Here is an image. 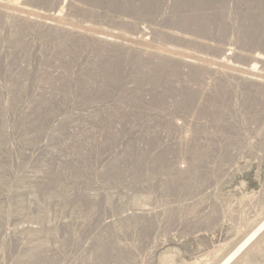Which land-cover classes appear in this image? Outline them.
I'll use <instances>...</instances> for the list:
<instances>
[{"label":"rangeland","instance_id":"1","mask_svg":"<svg viewBox=\"0 0 264 264\" xmlns=\"http://www.w3.org/2000/svg\"><path fill=\"white\" fill-rule=\"evenodd\" d=\"M181 1L183 2V0ZM158 2H160L158 8H163V16L168 18L166 20L163 19L165 21H160L159 18L156 17L159 15V12L162 11L160 9H157L156 16H150V14L147 16L136 14V12L132 10V7L128 5L130 0H23L22 2H18V4L19 6H26L27 9L34 10L41 15L48 16V18H50V15L52 16L53 13L58 12L62 21L66 22L65 26H68V28L73 25H77V27H91L94 30L98 28L99 31L98 29L95 31H98V33L101 32L100 34L102 35H111L112 33L117 35L119 33L118 35H126L125 38L132 39H139L142 35V37H147L149 43L146 45L148 46L146 48L149 51L153 48L152 46L155 47V45L159 48L161 47V49L165 47H174L178 50H186L185 52L191 55H199L209 60H217L220 55L218 52L220 47L230 48L228 58H230L233 64L236 63V65L245 67V64L247 65L245 60L253 56L259 59L257 62L260 69L264 65V33L258 29V25L260 26L264 23V13H255L252 8L245 7L244 0H186L185 34L182 24L183 3L180 2L173 8L172 0H158ZM176 6H178V8ZM171 8L176 10L174 11ZM152 16L157 18L159 23ZM70 23L73 25L71 26ZM152 28L157 29L154 35L151 33ZM149 29L151 32L147 33V31H150ZM1 32H3V30ZM6 35L7 33L4 31L2 36L6 37ZM20 35L21 37L16 55L12 58H3L0 56V119H2L0 149L3 147L7 149V152L0 151V171L6 168L10 171V176L8 175L9 181L0 193V210L6 215L5 223L9 228V232L10 229H13L10 233L13 234L15 232L17 236L23 234H25L23 236H27L28 234V240L24 241L27 246L33 243H41L53 244L55 247H60L62 242L59 241L66 239V236L67 238L70 237L73 230L76 235L73 233L72 236L75 237L76 241L84 238L85 240L77 241V243H69L72 246L69 244L64 246L66 249V254H64L66 258L64 259H62L59 253L60 249H58L54 255L57 254L60 256V264H78L82 262L87 255L89 256L87 257L88 259L91 258L92 246L90 245H93L92 243L97 237L106 233L109 234L106 223L109 224L112 222V225H109L115 228V234L118 233L117 235H112L113 242H118L116 244H121L123 247H125L124 245H128V249L130 247V250L133 249V257H131L132 259L130 258L131 261H129L128 264H161V262L167 260V258L172 259L171 261L173 264H202L204 262L203 257L205 258L206 254L213 251L209 257V262L211 263L214 262L219 255L216 245L227 243V238L229 240V237H234V239L242 238L250 229L251 225L256 222L258 218L264 216V108L262 107L263 110H261L260 107V109L256 107L257 109L252 108L243 110L244 108L241 107V100L243 98V95H241L243 91H241L242 84L234 72H230L227 79L229 81L228 86L232 90H229V93L233 96V99H230H232L234 103L233 104L231 101L230 104L234 105V109L236 107L237 109H235L236 111L233 109V111H230L228 106L226 107L229 109L221 105V101L218 100L221 94L218 92V89H215L217 86L219 87L220 84L215 79L216 75L211 73L212 69H206L201 74H197L185 65L171 68L166 65V63L161 65V60L156 59L157 64L153 62V60L156 61L153 57H151L150 62H146L150 53L149 55L148 53L142 55V59L136 56H130L129 54L125 56V53L120 54L119 51V54L113 50L111 52L109 48L97 42L93 43L89 41L86 43L83 39H75L76 42L75 40L67 41L63 37L53 39L50 37L47 38L49 41L45 42L46 37L42 34H35L33 36L29 34V36L28 34L24 35L21 33ZM174 35H181V37L186 36V42L173 39ZM43 43H46L48 47H45ZM149 45L152 47H150L151 49ZM3 48L5 47L1 44L0 50ZM155 48L152 50H155ZM103 53L105 55H103ZM143 56L147 57L145 58ZM144 58L147 60H144ZM212 78L214 79L213 81ZM190 79L193 80V83ZM189 81L191 83H189ZM200 87L203 89L202 91L205 90L209 92H206L207 94L201 92ZM197 90H200L201 93L199 94ZM213 90L215 94L214 92L210 93ZM189 95H195V104H193L192 99L191 101L188 98ZM197 96L198 99L196 98ZM203 96L205 98L214 97V99L211 98L213 100H210L207 98L204 100L205 98ZM221 97L219 99H221ZM188 100L191 101L193 105L190 104L189 106ZM207 100H210L211 103L213 102L210 104L212 105L211 107L205 104V102L208 104L210 103ZM199 102L202 105L205 104V106H201ZM218 102H220V104ZM220 106L226 109L223 108V111ZM203 107L207 108V110L210 109L213 114L211 112L208 113ZM213 107H217L215 108L216 110L213 109ZM191 108L193 109L190 112ZM225 110H228L229 114L227 111L225 112ZM251 110L252 113L250 112ZM254 111L257 114H253L255 113ZM230 112H235V114L233 113L235 116L230 114ZM247 113L252 115L248 114V117ZM60 114H62V116H60ZM226 114H228L227 117L225 116ZM212 115L214 116L212 117ZM222 116L228 121L227 123H225V119ZM217 117L220 118L216 119ZM188 121L190 124L193 121L194 123L192 122V124H195L193 125L195 127H192L190 124L188 125V123H186ZM221 121H223V125ZM232 122H234V124H232L233 126L231 125ZM219 123L223 128L219 126ZM228 123L229 125H227ZM153 125L157 126V128ZM218 126L224 134H222V132H217L218 128L216 129V127ZM225 126H228V128H224ZM233 129H235L238 134L240 133L237 137H239L238 139L241 143H229L231 145V147L230 145H228L229 147L227 146V153L229 155H222V142L225 138L228 140L229 136V139H231V136L234 135ZM195 130L198 131L197 133L202 134V136L194 132ZM215 131L221 134L218 135ZM227 133L229 134L228 137L226 136L228 135ZM241 134L244 135L242 136ZM240 136H242L241 138L244 139L245 142L240 139ZM191 137H196V140ZM221 138H223V140ZM215 140H220L218 142V145L220 144V149L218 145L215 146L217 144ZM242 141L245 145H243ZM190 146H192V148H190ZM180 147L182 148L180 149ZM212 151L213 153H211ZM209 153H211L212 157L209 155L211 158L208 156ZM191 154H196V157ZM214 154L215 156H213ZM169 156L171 158H169ZM203 156H205V158ZM189 157H192V159ZM196 158L197 161H201L194 162ZM212 158L214 159L213 161H211ZM205 159L208 160L207 163ZM164 162L168 164L171 163V165L181 167L182 169L189 164H198L199 167L197 169L199 171L197 170V174L193 177L195 181H192L195 183L197 182L196 184L201 186H198L199 188L195 186L194 188L184 189L186 190L185 193L183 189L179 192H174L178 196L172 192H168L164 186H161L162 184L153 183V186L151 183L155 175V173H153V168L158 166V164H164ZM203 167L205 169H203ZM209 167L212 169H209ZM213 168L219 169L218 171L220 172L218 173L216 170V173ZM106 171L110 172V178V175L119 176V179L122 181L121 184L116 187L102 188L101 183L103 182V176L105 178ZM141 171L144 173V176L139 184L142 185H129L130 175ZM206 171L207 173L211 171V174H208L211 175V177L206 174ZM38 173L45 174L44 182H46L45 184L47 187H51L53 181L57 178L64 181H72L74 179L76 182L78 181V184H81L91 177V180L94 179L92 181V185L94 184L95 186L93 187L94 191L97 189V192H95L98 194L105 191L106 205L103 203L102 206L94 208L93 214L90 217H84L83 212L79 210L70 212L62 210L63 213H61V211L59 215L52 214V216L49 215L50 218L48 216L43 217L42 212H35L34 205L28 209L27 214L22 213L17 207L18 203L15 196L25 192L29 185L32 184L31 181H35L34 175ZM100 173L102 176L98 175ZM196 175L197 177L199 175L202 180L199 181V177L196 179ZM96 176L99 179H97ZM107 182L109 183L110 180ZM200 182L203 183L201 184ZM95 183H99V187H97ZM189 189H191L190 192ZM170 193H172V195ZM207 197H209V200ZM183 199H185V202ZM203 199H206V201ZM213 200H217L218 203L215 202L217 203L216 205H218L217 211L219 212L215 214V216L217 215L216 219L214 216L211 221L205 219L204 222L200 217L203 213L205 214V212L208 213V211H210L209 209L212 206H210V202ZM201 201L203 204L205 202L203 205L206 207L205 210L207 207H210L207 211L203 209L205 211L202 210L203 213L199 212L197 208L200 207L199 205H202V203H200ZM193 203L194 205H192ZM181 205L183 206L181 207L182 209L179 207ZM104 206L108 211L105 210V208L104 211L101 209ZM158 206L160 209H157ZM203 206L200 207V210L204 208ZM137 207H140V209ZM151 207H154V210H151ZM170 207H172L171 211L174 210V212L171 214V218L166 221L165 216L169 214L167 210H169ZM173 207H175V209ZM141 208H143V210ZM145 208L149 210V212L150 210L152 211V214L150 213V216L152 215L153 217L152 220H154L155 217L158 219H155L156 222L158 221V224L151 220V228L145 225L146 221L140 220L141 223H135L132 222V219L129 220L137 211V214L140 211L141 213L144 212V210H146ZM164 208L165 210H163ZM98 209H100L99 211L101 213L106 212L103 213L104 215L102 214L103 217H113L112 221L107 222L109 219H103L99 211L97 215L96 213L98 212L96 210ZM161 209L165 211V213H163ZM196 209H198L197 212L200 214H197L199 215L198 218L195 214ZM175 210L178 211V213ZM192 211H194V213ZM186 212L188 213L186 214ZM25 215L28 218H25ZM189 215L195 216H191V219ZM92 216L94 218H92ZM161 216L163 218L159 219ZM181 217L182 219L195 220L193 223L195 222L194 224L196 225L190 222V220L183 219L182 221ZM195 217L198 221L201 219L202 222L200 221L198 223ZM23 218H25L26 221L23 220ZM42 218H45L44 221L47 225V222H49V225L55 227L61 221L68 225L70 224L74 229L69 226L68 229L71 230L72 233L56 232L53 230L51 234H46L45 228H47V226H43L45 223L42 222ZM98 218L100 219L98 220ZM117 218L120 219L117 220ZM176 218L179 220L177 221ZM47 219L48 221H46ZM101 219H103V221L107 220L104 221L106 223L102 222ZM174 219L175 222L173 221ZM96 221L97 223H95ZM98 221L103 223V225L99 224ZM122 221H125L126 224L130 222L129 226H124L123 224L125 222ZM168 221L171 223L165 226ZM89 222H91V224ZM87 223L89 226L93 224L94 226L96 224V226H93L94 228L92 226L89 227L90 230L88 231ZM132 223H135V226H137L133 227L134 224ZM105 224L106 226H104ZM82 225L84 227H81ZM181 225H185L184 227L187 226L186 229ZM85 227L86 229L84 231ZM99 228L100 230L98 231ZM140 228L143 230L146 229L147 232H145V230L142 231V229L140 230ZM14 229L23 231V233L14 231ZM121 229V232L127 237L120 232ZM93 230H95V232ZM260 231L257 234H259ZM18 233H20V235ZM55 233H57L56 236ZM86 233L89 235H86L89 239L85 237ZM78 234L79 236L82 235L83 238L79 237ZM95 235L97 237H95ZM91 237L93 238L92 240H90ZM116 238H118V240H116ZM48 239L51 241L49 242ZM122 241L125 242L123 243ZM258 243L259 246L255 250V240L253 241L250 239L240 252L250 244L245 253L251 257H249L248 261L245 263L237 262L236 264H264V236ZM79 244L80 247L78 246ZM88 247L89 249H87ZM20 249L22 248H19V250ZM84 252H88L89 254H85ZM67 253L69 255H67ZM81 253L82 255H79ZM73 255L76 256V258ZM20 256H22V254ZM15 259L16 258H14V260ZM241 259L243 260V258ZM241 259L240 261H242Z\"/></svg>","mask_w":264,"mask_h":264},{"label":"bare ground","instance_id":"2","mask_svg":"<svg viewBox=\"0 0 264 264\" xmlns=\"http://www.w3.org/2000/svg\"><path fill=\"white\" fill-rule=\"evenodd\" d=\"M23 0H7V1H4V0H0V45L1 44H3L4 45V47L5 48H3L2 50H0V56L1 57H3V58H12L13 56H15L16 55V52H17V49H18V45H19V40H20V37H21V33H23L24 35L26 34H30L31 36H33V35H35V34H37V35H39V34H42L44 37H46V39H45V42H47V41H49V39H47V38H50V37H52V39L53 38H61V37H63V38H65L67 41H69V40H75V39H77V40H79V39H83L84 41H86V43L87 42H97V43H99V44H101L102 46H104V47H107V48H109L110 50H111V52H112V50L113 51H115L117 54H121V53H125V56L126 55H130V56H136V57H139V58H142L141 56L142 55H144L145 53H148V55H149V53H150V58H149V56L147 57L148 58V60L147 59H145L146 57L145 56H143V57H145L144 58V60H147L146 62H150L151 60V57H153V58H155V60L157 59V60H161L160 62H162L161 63V65L164 63H166V65H168V66H170L171 68H175V67H177V66H180V65H185V66H187V67H189L190 68V70L191 71H193L194 73H197V74H201L202 72H204L206 69H212V72L211 73H213V75H216V80H217V82H219V87L217 86L216 87V89L215 90H217L218 89V92H220V94H221V96H219V95H214V96H219L218 97V100H220L221 101V105H224L225 107L226 106H228L229 108H230V111H233V110H235V109H237V107L234 109V105H232V104H230L231 103V101H232V95H230V91L229 90H231L230 89V87L228 86L229 84H228V76L230 75V72H234L235 74H236V77H238L239 78V80H240V82H241V87H242V89H241V91H242V93H241V95H243V98H242V100H241V107L242 108H244L243 110H249V109H252V108H258V109H260L261 108V110H263L262 109V107L264 108V68H263V66H262V68L260 69L259 67H258V62L257 61H259V59L258 58H256V57H249V58H247L246 60H245V62L247 63V65L245 64V67L244 66H239V65H236V63L235 64H233L232 62H231V60H230V58H228V54H229V49L230 48H221L220 47V49H219V58L217 59V60H209V59H207V58H203L202 56H199V55H191V54H189V53H186L185 51H182V50H178V49H176V48H169V47H165V48H162L161 49V47L159 48V47H157L155 44V47L156 48H158V49H156L154 46H150L149 45V48L151 47L152 49H154L155 48V50H152L151 48V50L149 51L146 47H148V46H146V45H148V40H147V37H142V35H141V37L139 38V39H132V38H125V36H121V35H115V34H111V35H109V34H107V35H105V34H100L101 32H99L98 33V31H99V29H98V31H95V30H97V29H92L91 27H86V26H82V27H77V25L75 26V25H73V24H71L70 23V25L72 26V27H70V28H68V26H65V23L66 22H64V21H62V19H61V17H60V14L58 13V12H56V13H53L52 14V16L50 15V18H48V16H44V15H41L40 13H38V12H36V11H34V10H31V9H27V7L25 6H19V4H18V2H22ZM183 3V8H182V11H183V14H182V21H183V26H184V34L186 33V0H183V2L181 1V0H172V7L174 8L175 7V5H177L178 3ZM244 5H245V7H249V8H252V10L256 13H264L263 11H264V0H244ZM128 5H130L131 7H132V10L134 11V12H136V14L138 13V14H141V15H145V16H147V15H149L150 14V16L151 15H154V16H156V14H157V9H160V8H158L159 6H160V2H158V0H137V1H133V0H130V3L128 4ZM182 6V5H181ZM177 8H178V6H176ZM173 8H171L172 10H174ZM184 9V10H183ZM160 10H162V11H160L159 12V15L158 16H156L157 18H159V20L160 21H165L166 19H168V18H166V16L164 17L163 16V13H164V10H163V8H161ZM176 10V9H175ZM174 10V11H175ZM42 13V12H41ZM176 13V12H175ZM45 14V13H44ZM109 14V13H108ZM178 14V13H177ZM174 15V14H173ZM153 17V16H152ZM149 18H151V17H149ZM153 18H155V17H153ZM157 18H155L156 20H157ZM152 19V18H151ZM163 19H165V20H163ZM159 20H157V22L159 21ZM155 21V20H154ZM230 21V20H229ZM152 23V22H151ZM159 23V22H158ZM227 24H229V23H227ZM163 26V25H162ZM68 29H70V30H68ZM154 28H152V32H151V30L150 31H147V33L148 32H151V33H153V35L156 33V31H157V29L155 28L154 30H153ZM258 29L259 30H261V32L262 33H264V23H262V25H258ZM3 30V32H1ZM7 30V31H6ZM4 31L7 33V35H6V37H4V36H2L3 34H4ZM142 33V32H141ZM145 33V32H144ZM230 34V33H229ZM24 35H22V36H24ZM29 35V36H30ZM149 35V34H148ZM151 35V34H150ZM183 35V34H182ZM48 36V37H47ZM147 36V35H146ZM173 39H176V40H182V41H185L186 42V36H182L181 37V35L180 36H178V35H174L173 36ZM127 40H128V42H127ZM76 41V40H75ZM227 41V40H226ZM77 42V41H76ZM69 43V42H68ZM181 43V42H180ZM44 44V43H43ZM46 44V43H45ZM44 44V46L45 47H48L47 46V44L45 45ZM150 44H152V43H150ZM231 45V44H230ZM103 48V47H102ZM69 50V49H68ZM100 50V49H99ZM103 51V50H102ZM118 51H119V53H118ZM123 51V52H122ZM107 53V52H106ZM101 55H102V53H101ZM103 55H105L104 53H103ZM123 55V54H122ZM133 58H135V57H133ZM153 58H152V60H153ZM143 59V58H142ZM157 60L156 61H154L153 60V62H156L157 63ZM158 64V63H157ZM161 65H159V66H161ZM154 67H155V65H154ZM213 67V68H212ZM261 67V66H260ZM157 68H159V67H157ZM167 68V67H166ZM178 69V68H177ZM179 71V70H178ZM209 71V70H208ZM182 72V71H181ZM189 73V72H188ZM208 73V72H207ZM186 75V74H185ZM197 77V76H196ZM190 80H192V79H190ZM214 79L212 78V81H213ZM188 81V80H187ZM206 81V80H205ZM189 83H191L190 81H189ZM192 83H193V80H192ZM197 83H199V82H197ZM186 84V83H185ZM194 84H195V82H194ZM201 84H203V83H201ZM214 84V83H213ZM197 85V84H196ZM200 85V84H199ZM204 85V84H203ZM208 85V84H207ZM192 86H193V84H192ZM186 87V86H185ZM202 87V86H201ZM201 87H200V90H201V92H205V94H207L206 92H209V91H202L203 89H201ZM213 87V86H212ZM187 88V87H186ZM193 88V87H192ZM197 88V87H196ZM207 88V87H206ZM233 88V87H232ZM190 89H191V87H190ZM212 89V88H211ZM235 89H237V88H235ZM200 90H197V91H199V94L201 93L200 92ZM209 90V89H208ZM238 90V89H237ZM186 91V90H185ZM194 91V90H193ZM232 91V90H231ZM214 92V90L212 91V92H210V93H213ZM217 92V93H218ZM184 93V92H183ZM183 93H182V95H183ZM195 93H198V92H195ZM234 93V92H233ZM187 94H189V93H187ZM205 94H204V96H205ZM214 94H215V92H214ZM202 95H203V93H202ZM234 95V94H233ZM186 96V95H185ZM203 96V97H204ZM208 96V95H207ZM206 96V97H207ZM212 96H213V94H212ZM240 96V95H239ZM177 97V96H176ZM210 97V96H209ZM221 97V99H219ZM237 97V96H236ZM188 98L191 100H193V104H195L194 103V98H195V95L194 96H188ZM187 98V99H188ZM197 99H198V96L196 97ZM205 98V97H204ZM208 98V97H207ZM207 98H205L204 100H206ZM211 98H213L214 99V97H211ZM211 98H208V99H210V100H213V99H211ZM230 98H232V99H230ZM196 99V100H197ZM216 99V98H215ZM239 99V98H238ZM181 100V99H180ZM191 100V101H192ZM208 101V102H210L209 104L208 103H206L205 102V104L206 105H208V106H212V105H210V104H212L211 103V101ZM189 101V100H188ZM191 101H189V102H191ZM199 101H200V99H199ZM202 101H203V98H202ZM202 101H200L201 103H202ZM179 102V101H178ZM188 102V104H189V106H190V104H192V102L191 103H189ZM199 102V104H201ZM214 102H216V101H214ZM167 103V102H166ZM174 103V102H173ZM198 103V102H197ZM219 104H220V102H218ZM232 103H233V101H232ZM156 104V103H155ZM192 104V105H193ZM205 104H203L204 106H205ZM219 104H218V106H219ZM234 104V103H233ZM178 105V104H177ZM183 105V104H182ZM185 105V104H184ZM202 104H201V106H203ZM214 105V104H213ZM257 105V106H256ZM259 105V106H258ZM188 106V105H187ZM186 106V107H187ZM201 106H200V108H201ZM255 106V107H254ZM168 107V106H167ZM185 107V106H184ZM197 107H198V104H197ZM225 107H222L221 108V106H220V108L223 110V108H225ZM228 107H226L227 109H229ZM260 107V108H259ZM194 108V107H193ZM193 108H191V110H190V112L192 111V109ZM203 108H205V107H203ZM215 108H217V107H213V109H215ZM219 108V109H220ZM225 108V109H226ZM240 108V107H239ZM256 108V109H257ZM212 109V108H211ZM218 109V110H219ZM233 109V110H232ZM194 110H196V109H194ZM193 110V111H194ZM205 110H207V108H205ZM210 110V109H209ZM209 110H207V112L208 113H210L211 112V110L209 111ZM216 110V109H215ZM215 110H212V111H215ZM242 110V111H243ZM255 110V109H254ZM189 111V110H188ZM224 111V110H223ZM227 111V113L229 114V111L228 110H225V112ZM236 111V110H235ZM241 111V112H242ZM256 111V110H255ZM254 111V112H255ZM264 111V110H263ZM198 112V111H197ZM216 112H219V111H216ZM248 112V111H247ZM251 113H252V110L250 111ZM262 112V111H261ZM164 113H166V112H164ZM187 113V112H186ZM204 113H205V111H204ZM203 113V114H204ZM212 114H213V112H211ZM223 113V112H222ZM234 114H235V112H233ZM232 112H230V114H233ZM260 113V112H259ZM168 114V113H167ZM194 114V113H193ZM193 114H191V115H193ZM196 114V113H195ZM207 114V113H206ZM206 114H205V116H206ZM218 114H220V113H218ZM225 114V113H224ZM223 114V115H224ZM228 114H226L225 116L227 117V115ZM233 114V115H234ZM241 114V113H240ZM248 114H250V113H247V116H248ZM253 114H257L256 112L255 113H253ZM165 115V114H164ZM187 115V114H186ZM208 115V114H207ZM209 115H211V114H209ZM222 115V114H221ZM250 115H252V114H250ZM60 116H62V114H60ZM162 116V115H161ZM167 116V115H166ZM189 116V115H188ZM194 116V115H193ZM214 115H212V117H213ZM220 116V115H219ZM235 116V115H234ZM234 116H233V118H234ZM243 116V115H242ZM260 116V115H259ZM258 116V117H259ZM261 116H262V114H261ZM186 117V116H185ZM195 117V116H194ZM193 117V118H194ZM216 117V116H215ZM223 117V116H222ZM221 117V118H222ZM238 117H239V115H238ZM249 117V116H248ZM197 118V117H196ZM199 118H200V116H199ZM218 118H220V117H217L216 119H218ZM224 118V117H223ZM241 118V117H240ZM250 118H252V117H250ZM165 119V118H164ZM188 119V118H187ZM203 119V118H202ZM215 119V118H214ZM215 119V120H216ZM225 119V118H224ZM232 119V118H231ZM236 119V118H235ZM238 119V118H237ZM190 120V119H189ZM197 120V119H196ZM200 120V119H199ZM209 120H210V118H209ZM213 120V119H212ZM221 120V119H220ZM223 120V119H222ZM230 120V119H229ZM214 121V120H213ZM225 121V123H227L228 121L225 119L224 120ZM232 121V120H231ZM231 121H229V122H231ZM240 121V120H239ZM250 121V120H249ZM263 121V120H262ZM167 122V121H166ZM193 122V121H192ZM192 122H191V124H190V122L188 121V122H186V123H188V125L190 124V125H192V127H195V126H193V125H195V124H192ZM208 122V121H207ZM217 122V121H216ZM222 122L223 121H221V124H222ZM235 122V121H234ZM234 122H232L231 123V125L232 124H234ZM256 122V121H255ZM184 123V122H183ZM194 123V122H193ZM218 123V122H217ZM225 123H224V125H225ZM251 123V122H250ZM254 123V122H253ZM181 124V123H180ZM185 124V123H184ZM199 124V123H198ZM247 124V123H246ZM263 124V123H262ZM204 125V124H203ZM213 125V124H212ZM214 125H215V123H214ZM218 125V124H217ZM223 125V124H222ZM227 125H229V123L227 124ZM236 125H237V123H236ZM239 125V124H238ZM1 126H2V119H0V130H1ZM154 126V125H153ZM184 126V125H183ZM199 126V125H198ZM219 126H221L220 125V123H219ZM219 126L218 127H216V129L218 128L219 129ZM233 126V125H232ZM248 126V125H247ZM154 127H156L157 128V126H154ZM207 127V126H206ZM222 128H223V126H221ZM228 128V126H225L224 128ZM230 127V126H229ZM244 127V126H243ZM255 127V126H254ZM253 127V128H254ZM259 127H260V125H259ZM262 127V126H261ZM180 128V127H179ZM189 128V127H188ZM200 128H202V127H200ZM203 128H204V126H203ZM209 128H211V127H209ZM234 128V127H233ZM250 128V127H249ZM263 128V127H262ZM185 129V128H184ZM193 129V128H192ZM192 129H191V131H192ZM197 129V128H196ZM215 129V130H216ZM217 129V132H222L220 129V131ZM181 130V129H180ZM189 130H190V128H189ZM201 130V129H200ZM204 130V129H203ZM212 130V129H211ZM229 130H232V129H229ZM256 130V129H255ZM186 131H188V130H186ZM190 131V132H191ZM210 131V130H209ZM241 131V130H240ZM261 131V130H260ZM259 131V132H260ZM159 132V131H158ZM194 132H198V131H194ZM200 132V131H199ZM228 132V131H227ZM230 132H232V131H230ZM239 132V131H238ZM256 132V131H255ZM203 133V132H202ZM207 133V132H206ZM215 133H216V131H215ZM214 133V134H215ZM226 133V132H225ZM229 133V132H228ZM227 133V134H228ZM233 133H234V135L233 136H231V139H229V134L228 135H226L227 137H228V140L225 138V140H223V138H221L222 140H223V152L221 153L222 155H225V156H228L229 154L227 153L228 151V149H227V146L228 145H230L229 143H231V142H233L234 144L236 143V142H239V137H237V135H240V133L238 134L237 133V131L235 130V129H233ZM250 133V132H249ZM257 133V132H256ZM155 134V133H154ZM159 134V133H158ZM197 134H199V133H197ZM208 134V133H207ZM211 134V133H210ZM216 134H218V133H216ZM221 133H219L218 135H220ZM222 134H224L223 132H222ZM231 134V133H230ZM148 135V134H147ZM155 135H157V134H155ZM178 135H180V134H178ZM196 135V134H195ZM206 135V134H205ZM209 135V134H208ZM207 135V136H208ZM242 135V134H241ZM244 135V134H243ZM242 135V136H243ZM248 135V134H247ZM150 136V135H149ZM183 136V135H182ZM197 136V135H196ZM199 136H202V134H199ZM215 136V135H214ZM213 136V137H214ZM242 136H240V139H242L241 137ZM250 136V135H249ZM169 137V136H168ZM172 137V136H171ZM176 137H177V135H176ZM181 137V136H180ZM184 137V136H183ZM182 137V138H183ZM209 137V136H208ZM212 137V136H211ZM221 137V136H220ZM224 137V136H223ZM247 137V136H246ZM260 137V136H259ZM166 138V137H165ZM185 138V137H184ZM192 139H194V140H196L195 138H193V137H191ZM200 138H202V137H200ZM199 138V139H200ZM204 138V137H203ZM250 138V137H249ZM248 138V139H249ZM150 139V138H149ZM158 139V138H157ZM187 139V138H186ZM191 139V140H192ZM199 139H197V140H199ZM263 139V138H262ZM155 140V139H154ZM180 140V139H179ZM193 140V141H194ZM201 140V139H200ZM244 142H245V140L244 139H242ZM264 140V139H263ZM153 141V140H152ZM162 141V140H161ZM186 141H188V140H186ZM185 141V142H186ZM202 141V140H201ZM216 141V140H215ZM220 140H217L216 142H217V144H216V142H215V146H217L218 145V142H219ZM242 141V142H243ZM191 142V141H190ZM190 142H189V144H190ZM204 142V141H203ZM227 142H228V144H227ZM244 142H243V145H245L244 144ZM253 142V141H252ZM264 142V141H263ZM201 143V142H200ZM205 143V142H204ZM221 143V144H222ZM239 143H241V142H239ZM238 143V144H239ZM195 144V143H194ZM194 144H191V145H194ZM247 144V143H246ZM182 145V144H181ZM187 145V144H186ZM185 145V146H186ZM200 145V144H199ZM220 145V144H219ZM219 145H218V148L220 149V147H219ZM233 145V144H232ZM243 145H241V146H243ZM249 145H250V143H249ZM183 146V145H182ZM184 146V147H185ZM188 146V145H187ZM201 146V145H200ZM199 146V147H200ZM222 146V145H221ZM239 146H240V144H239ZM258 146V145H257ZM198 147V148H199ZM229 147V146H228ZM230 147H231V145H230ZM244 147V146H243ZM246 147V146H245ZM182 147H180V149H181ZM190 148H192V146H190ZM197 148V147H196ZM217 148V147H216ZM235 148H236V146H235ZM234 148V149H235ZM2 149V150H1ZM0 149V151H5V152H7L6 150L7 149H5L4 147L3 148H1ZM201 149V148H200ZM237 149V148H236ZM244 149V148H243ZM242 149V150H243ZM246 149H248V148H246ZM229 150H230V148H229ZM194 151H195V149H194ZM198 151V150H197ZM202 151V150H201ZM208 151V150H207ZM257 151V150H256ZM203 152V151H202ZM205 152V151H204ZM208 152H210V151H208ZM219 152V151H218ZM217 152V153H218ZM232 152V151H231ZM242 152V151H241ZM187 153V152H186ZM211 153H213V151L211 152ZM211 153H209L208 154V156L210 155L211 156ZM216 153V154H217ZM198 154H199V152H198ZM218 154H220V153H218ZM240 154V153H239ZM252 154V153H251ZM192 155V154H191ZM194 155V154H193ZM192 155V156H193ZM204 155V154H203ZM205 155H206V153H205ZM174 156V155H173ZM179 156H180V154H179ZM195 157H196V154L194 155ZM209 156V157H210ZM213 156H215V154L213 155ZM217 156V155H216ZM219 156H221V155H219ZM218 156V157H219ZM236 156V155H235ZM256 156V155H255ZM262 156V155H261ZM176 157V156H175ZM204 158H205V156H203ZM212 157V156H211ZM210 157V158H211ZM232 157V156H231ZM169 158H171L170 156H169ZM168 158V159H169ZM183 158V157H182ZM190 158V157H189ZM200 158V157H199ZM213 158H215V157H213ZM212 158V160L211 161H213L214 159ZM220 158V157H219ZM222 158H223V156H222ZM221 158V159H222ZM226 158V157H225ZM236 158V157H235ZM106 159V158H105ZM190 159H192V157L190 158ZM194 159V158H193ZM201 159V158H200ZM170 160V159H169ZM202 160V159H201ZM201 160H198L199 162L201 161ZM204 160V159H203ZM206 160V159H205ZM162 161V160H161ZM164 161V160H163ZM177 161V160H176ZM197 161V158H196V160L194 161V162H196ZM197 161V162H198ZM207 161L208 160H206V163H207ZM210 161V162H211ZM216 161H217V157H216ZM220 161V160H219ZM104 162V161H103ZM158 162H159V160H158ZM168 162H170V161H168ZM179 162V161H178ZM205 162V161H204ZM162 163V162H161ZM179 163H181V162H179ZM202 163V162H201ZM205 163V164H206ZM209 163V162H208ZM220 163V162H219ZM226 163V162H225ZM225 163H224V165H225ZM205 164H204V166H205ZM210 164V163H209ZM209 164H207V165H209ZM226 164H228V163H226ZM155 165H157V164H155ZM200 165V164H199ZM212 165V164H211ZM210 165V166H211ZM215 165V164H214ZM220 165V164H219ZM153 166V165H152ZM199 166H198V164L197 165H192V164H189L188 166H186L185 168H181V167H175V166H173V165H171V163L170 164H168V163H165L164 162V164H158V166H156V167H154L153 168V173H155V175L153 176V181L151 180V183H152V185H153V183H159V184H162L161 186H164L165 187V189L168 191V192H172L173 194H175L176 195V193H174V192H179V191H181L182 189L184 190V189H188V188H191V187H195V186H199V185H197L195 182H193V181H195V180H193V177L195 176V174H197V168H198ZM207 167V166H206ZM212 167H213V165H212ZM216 167H217V165H216ZM211 167H209V169H210ZM235 168V167H234ZM102 169V168H101ZM104 169V168H103ZM203 169H205L204 167H203ZM212 169V168H211ZM214 169V168H213ZM228 169V168H227ZM226 169V170H227ZM202 170V169H201ZM215 171L217 170H219V169H214ZM264 170V169H263ZM199 171V170H198ZM203 171H205V170H203ZM209 171V170H208ZM212 171V170H211ZM211 171H210V173L208 172L207 173V171H206V174L208 175V174H211ZM214 171V172H215ZM217 171H216V173H217ZM221 171H223V170H221ZM152 172V171H151ZM220 171H218V173H219ZM231 172V171H230ZM102 173V172H101ZM101 173L100 174H98V175H100V176H102L101 175ZM109 171H106L105 172V178H104V176H103V179L100 177V176H98V177H100L102 180H103V182L101 183L102 185V188L104 187H116V186H119L120 184H121V180L119 179L120 177L119 176H117V175H110L111 176V178L109 177ZM214 174V175H217V174ZM10 174V171H9V169L8 168H6V169H3L2 171H0V193H1V190L3 189V187L7 184V182L9 181V175ZM97 174V173H96ZM103 174V173H102ZM205 174V175H206ZM212 174V175H213ZM9 175V176H8ZM104 175V174H103ZM206 175V176H207ZM45 174H43V173H38V174H36V175H34V178H35V181H31L32 182V184L31 185H29V187L25 190V192H22V193H19V194H17L16 196H15V198H16V201H17V207L21 210V212L22 213H25V214H27V211H28V209H30L33 205H34V209H35V212H37V213H39V212H42L43 213V217H45V216H48L49 218H50V216L49 215H51L52 216V214H58L59 215V212H61L62 210L63 211H67V212H70V211H76V210H79V211H82L83 212V214H84V217H90L92 214H93V210H94V208H98V206H102V204L104 203H106V194H105V191H103L102 189V193L100 192L99 194L98 193H96L97 191V189H95V191H94V188L93 187H95L94 186V184L92 185V181L94 180H91V177H90V179L89 180H85L83 183H81V184H78V181L76 182L74 179L72 180V181H64V180H60L59 178H55L56 180H54L53 181V184L51 185V187H47L46 186V182H44L45 181ZM48 176V175H47ZM143 176H144V173L141 171V172H138V173H132L131 175H130V177H129V185H142V184H139L140 183V181H141V179H143ZM162 176V177H161ZM164 176V177H163ZM203 176V175H202ZM208 176H210L211 177V175H208ZM207 176V177H208ZM196 177H197V175H196ZM195 177V178H196ZM198 177H199V175H198ZM198 177L196 178V179H198ZM203 177H205V176H203ZM214 177V176H213ZM50 178V177H49ZM49 178H48V180H49ZM96 178H97V176H96ZM202 178V177H201ZM220 178V177H219ZM97 179H99V178H97ZM217 179V178H216ZM52 180V179H51ZM108 180H110V182L108 183L107 181ZM193 180V181H192ZM199 181L200 180H202V179H200V177H199V179H198ZM198 181V182H199ZM216 181V180H215ZM99 182V181H98ZM209 182V181H208ZM207 182V183H208ZM94 183V182H93ZM201 183V182H200ZM200 183H198V184H200ZM203 183V182H202ZM201 183V184H202ZM96 185H97V187H99L98 185H99V183L97 184V183H95ZM158 184V185H159ZM217 185V184H216ZM154 186V185H153ZM160 186V187H161ZM201 186V185H200ZM199 186V187H200ZM204 186V185H203ZM254 186V185H253ZM198 187V188H199ZM258 187V186H257ZM159 188V187H158ZM162 188V187H161ZM207 188H208V186H207ZM194 190H196V189H194ZM200 190H201V188H200ZM203 190V189H202ZM24 191V190H23ZM185 191L186 190H184V193H185ZM188 191V190H187ZM191 191V189H189V192ZM192 191H193V189H192ZM259 192V191H258ZM172 193H170L171 195H172ZM182 193V192H181ZM187 193V192H186ZM178 194H180V193H178ZM190 194V193H189ZM198 194H199V192H198ZM181 195H183V194H181ZM194 195H195V193H194ZM193 195V196H194ZM247 195V194H246ZM249 195V194H248ZM258 195V194H257ZM176 196H178V195H176ZM196 196V195H195ZM172 197V196H171ZM175 197V196H174ZM173 197V198H174ZM181 197V196H180ZM187 197V196H186ZM200 197V196H199ZM205 197V196H204ZM210 197V196H209ZM209 197H207L208 198V200H209ZM185 198V197H184ZM206 198V199H207ZM176 199V198H175ZM189 199V198H188ZM192 199V198H191ZM198 199V198H197ZM206 199L204 200V201H206ZM228 199V198H227ZM247 199V198H246ZM259 199V198H258ZM261 199V198H260ZM184 200V202H185V199H183ZM211 200V199H210ZM182 201V200H181ZM180 201V202H181ZM190 201V200H189ZM196 201V200H195ZM198 201H199V199H198ZM203 201V202H204ZM216 202H217V200H215ZM214 200L212 201V202H210V206H211V208L210 207H207V209L208 208H210L209 210L210 211H208V213L207 212H205V211H207V209L205 210V208L206 207H204L203 205L205 204V202H204V204L202 203V201L200 202V203H202V205H199L200 207L201 206H203L204 208H202L201 210H200V207H197L198 209H199V212H201V213H203L202 212V210L205 212V214L203 213L202 215H201V217L200 218H202L203 219V221L205 222V219H207V220H212L213 219V217L215 216V214H217V212H219V211H217L218 209H217V207H218V205H216L217 203L215 202ZM259 201V200H258ZM172 202V201H171ZM183 202V201H182ZM194 202V201H193ZM228 202V201H227ZM162 203V202H161ZM169 203V202H168ZM190 203H192V202H190ZM223 203V202H222ZM155 204V203H154ZM167 204V203H166ZM175 204V203H174ZM178 204H180V203H178ZM182 204V203H181ZM187 204H188V202H187ZM199 204V203H198ZM252 204V203H251ZM106 205V204H105ZM153 205V204H152ZM157 205H158V203H157ZM162 205V204H161ZM160 205V206H161ZM164 205H165V203H164ZM168 205V204H167ZM192 205H194V203L192 204ZM256 205V204H255ZM163 206V205H162ZM171 206V205H170ZM188 206V205H187ZM195 206H196V203H195ZM205 206H207V205H205ZM208 206H209V203H208ZM107 207V206H106ZM163 207H165V206H163ZM180 208L181 207H183L182 205L181 206H179ZM186 207V206H185ZM191 207V206H190ZM104 208H105V206L104 207H102L101 209L104 211ZM108 208V207H107ZM130 208V207H129ZM132 208V207H131ZM137 208H139L140 209V207H137ZM136 208V209H137ZM154 208V207H153ZM152 207H151V210H154ZM157 208V207H156ZM167 208V207H166ZM171 208L172 207H170V209L169 210H167V212L169 213V214H167V216H165V219H166V221L167 220H169L170 218H171V214L174 212V210H172L171 211ZM174 209H175V207H173ZM194 208V207H193ZM238 208V207H237ZM122 209V208H121ZM125 209V208H124ZM123 209V210H124ZM128 209V208H127ZM142 210H143V208H141ZM146 209V208H145ZM150 209V208H149ZM157 209H160V207L158 206V208ZM177 209V208H176ZM182 209V208H181ZM198 209H196V212H195V214L197 215V214H199L198 212H197V210ZM229 209V208H228ZM100 209H98V210H96L97 212L99 211ZM101 210V211H102ZM105 210H107L106 208H105ZM138 210V209H137ZM150 210V212H149V210H144V212H142L141 213V211L137 214V212H136V214L135 215H130L129 213V215L131 216V218H129V220L130 219H132V222H135V223H137V222H140V220H143V221H146L145 222V225H148V226H150V223H151V220H152V215L150 216V213L152 212ZM162 210V209H161ZM161 210H158V211H161ZM163 210H165V208L163 209ZM162 210V211H163ZM63 211L61 212V213H63ZM108 211V210H107ZM176 211V210H175ZM182 211V210H181ZM180 211V212H181ZM222 211V210H221ZM225 211V210H224ZM100 212V211H99ZM99 212L98 213H96L97 215L99 214ZM119 212V211H118ZM122 212V211H121ZM125 212H127V211H125ZM156 212H157V210H156ZM166 212V213H167ZM177 213H178V211H176ZM185 212V211H184ZM193 213H194V211H192ZM192 212H190V213H192ZM103 213H106V212H100V214H101V217L103 218V219H105L106 217H103ZM132 213V212H131ZM158 213V212H157ZM162 213V212H161ZM163 213H165V211H163ZM176 213V214H177ZM188 212H186V214H187ZM207 213V214H206ZM224 213V212H223ZM232 213V212H231ZM103 214V215H102ZM116 214V213H115ZM118 214V213H117ZM120 214V213H119ZM127 214V215H128ZM152 214V213H151ZM41 215V214H40ZM124 215V214H123ZM200 215V214H199ZM199 215H197V218L199 217ZM247 215V214H246ZM164 216V215H163ZM176 216V215H175ZM178 216V215H177ZM190 216V215H189ZM192 216V215H191ZM191 216L189 217V218H191ZM195 216V215H194ZM194 216H192V217H194ZM217 216V215H216ZM216 216H215V219H216ZM223 216V215H222ZM228 216V215H227ZM57 217V216H56ZM59 217V216H58ZM125 217H126V215H125ZM128 217V216H127ZM155 217V216H154ZM186 217V216H185ZM25 218H28L26 215H25ZM25 218H23V220H25L26 221V219ZM92 218H94L93 216H92ZM91 218V219H92ZM113 218V217H112ZM112 218L110 217V218H106V219H109L108 221L107 220H104V221H107V222H109V221H112ZM163 217L161 216L159 219H162ZM177 218H179V217H177ZM176 218V219H177ZM188 218V217H187ZM196 218V217H195ZM195 218H193V219H195ZM197 218H196V221H198L197 220ZM231 218V217H230ZM5 219H6V215L3 213V212H1V210H0V264H60V256L59 255H57V254H55L54 255V253H56L57 251H58V249H60V251H59V253L61 254V256H62V259H64V258H66V256L64 255V254H66L65 252H66V249L64 248V246H66L67 244H71V243H77V241H76V239H75V237L74 236H72L73 235V233L75 232V231H73L72 230V232H71V230H69L68 228H69V226H70V224L68 225L67 223H65V222H61L60 221V223L58 224V225H56L55 227L54 226H51V225H49V222H47L48 223V225L45 223V221H44V219L45 218H42V222H44L45 224H43V226L45 225V226H47V228H45V233L46 234H51L52 232H53V230H55L56 232H58V231H61V232H64V233H68V232H71L72 234L70 235V237H68L67 238V236H66V239H63V241L61 240V241H59V242H62L61 243V245H60V247H58V246H53V244L51 245V244H41V243H37V244H31L30 246H27L25 243H24V241L25 240H28V234H27V236H23V235H25V234H23V235H20V233H23V231H19V230H17V229H14V231H17V232H20V233H18L20 236H17V235H15V232L14 231H12V232H14L13 234L12 233H10L11 232V230H13V229H10V232H9V228L7 227V224L5 223ZM54 219H56V218H54ZM100 218H98V220H99ZM103 219H101L102 220V222H104L103 221ZM111 219V220H110ZM114 219H115V217H114ZM118 219H120V218H117V220ZM126 219V218H125ZM155 219H157L156 217L154 218V220H152V221H155L156 222V220ZM164 219V220H165ZM181 219H182V217H181ZM184 219V218H183ZM183 219H182V221H183ZM192 219V218H191ZM191 219H189L190 220V222H192L193 223V221H195V220H191ZM218 219V218H217ZM116 220V219H115ZM128 220V219H127ZM158 220V219H157ZM179 219H177V221H178ZM184 220H188V219H184ZM188 220V221H189ZM46 221H48V219L46 220ZM88 221V220H87ZM93 221V220H92ZM91 221V222H92ZM94 221H95V219H94ZM121 221V220H120ZM119 221V222H120ZM163 221V220H162ZM174 222H175V219L173 220ZM202 222V220L200 219L199 221H198V223L199 222ZM91 222H89L90 224H91ZM99 222V221H98ZM118 222V223H119ZM122 222H125V221H122ZM154 222V223H155ZM164 222V221H163ZM162 222V223H163ZM215 222V221H214ZM217 222V221H216ZM93 223V222H92ZM95 223H97V221L95 222ZM104 223H106V222H104ZM112 223V222H111ZM111 223H109L110 225H112ZM116 223H117V221H116ZM129 223L130 222H128V224H126V222L123 224L124 226L125 225H128L129 226ZM135 223H132V224H134L133 225V227H136L135 226ZM141 223V222H140ZM153 223V224H154ZM157 224H158V221L156 222ZM169 223V221L165 224V226L167 225ZM171 223V222H170ZM169 223V224H170ZM195 223V222H194ZM193 223V224H194ZM209 223V222H208ZM99 224H102L103 225V223H100L99 222ZM98 224V225H99ZM107 224V228H108V230H109V234H104V235H102V236H99V234H98V236L99 237H97L96 235H95V237H97L95 240H94V242L92 243L93 245H90V244H88V245H90V246H92L91 247V252H92V256H91V258H87V257H89L88 255H87V257H85V259L82 261V262H79L78 264H128L129 263V261H131L130 260V258L131 257H133V249H131L130 250V248L128 249L127 247H128V245L126 246V245H124L125 247H123V246H121V244L119 245V244H116V243H118V242H113V239H112V235L114 234V235H117V234H115V228H113L112 226H110L108 223H106ZM106 224L104 225V226H106ZM114 224V223H113ZM121 224V223H120ZM139 224V223H138ZM164 224H162V225H164ZM175 224V223H174ZM180 224V223H179ZM181 224H182V222H181ZM210 224V223H209ZM87 225H88V223H87ZM142 225V224H141ZM177 225V224H176ZM175 225V226H176ZM187 225V224H186ZM194 225H196V224H194ZM219 225V224H218ZM92 227L94 226V224L93 225H91ZM91 226H89L88 225V231L90 230L89 229V227H91ZM95 226H96V224H95ZM94 226V227H95ZM119 226H121V225H119ZM127 226V227H128ZM143 226V225H142ZM141 226V227H142ZM174 226V225H173ZM180 226V225H179ZM181 226H183V225H181ZM185 226V225H184ZM183 226V227H184ZM198 226V225H197ZM210 226V225H209ZM222 226V225H221ZM71 228H73L72 226H70ZM81 227H84L83 225L81 226ZM87 227V226H86ZM86 227L84 228V231H85V229H86ZM93 227V228H94ZM115 227H116V224H115ZM117 227H118V224H117ZM123 227V226H122ZM131 227V226H130ZM182 227V228H183ZM187 227V226H186ZM186 227H184L185 229H186ZM196 227V226H195ZM208 227V226H207ZM219 227V226H218ZM120 228V227H119ZM138 228V227H137ZM148 228V227H147ZM150 228H151V226H150ZM192 228V227H191ZM74 229V228H73ZM82 229V228H81ZM101 229H103V228H101ZM118 229V228H117ZM127 229V228H126ZM129 229V228H128ZM131 229V228H130ZM134 229V228H133ZM142 228H140V230H141ZM203 229V228H202ZM201 229V230H202ZM228 229V228H227ZM92 230V229H91ZM100 230V228L98 229V231ZM139 230V231H140ZM145 230V232H147L146 231V229H144ZM143 229H142V231H144ZM215 230V229H214ZM261 230V231H260ZM26 231H30V230H26ZM94 232H95V230H93ZM122 231V229L120 230V232ZM124 231H126V230H124ZM129 231V230H128ZM131 231V230H130ZM141 231V232H142ZM204 231V230H203ZM207 231V230H206ZM260 231V233L259 234H257L258 232ZM78 232V231H77ZM105 232V231H104ZM60 233V232H59ZM81 233V232H80ZM90 233V232H89ZM88 233V234H89ZM92 233V232H91ZM97 233V232H96ZM95 233V234H96ZM99 233V232H98ZM101 233V232H100ZM121 233H123V232H121ZM121 233H119V234H121ZM199 233V232H198ZM232 233V232H231ZM17 234V233H16ZM56 234L57 233H55V236H56ZM61 234V233H60ZM63 234V233H62ZM70 234V233H69ZM75 235H76V233H74ZM82 234V233H81ZM124 234V233H123ZM145 234V233H144ZM191 234V233H190ZM257 234V235H256ZM59 235V234H58ZM86 235H87V233L85 234V237H86ZM92 235V234H91ZM113 235V236H114ZM122 235V234H121ZM125 235V234H124ZM205 235V234H204ZM210 235V234H209ZM228 235V234H227ZM230 235H233V234H230ZM256 235V236H255ZM45 236H47V235H45ZM53 236H54V234H53ZM65 236V235H64ZM78 236H79V234H78ZM87 236H89V235H87ZM93 236V235H92ZM118 236H120V235H118ZM126 236V235H125ZM178 236V235H177ZM198 236V235H197ZM213 236V235H212ZM255 236V237H254ZM263 236H264V216L263 217H261V218H258L257 219V221L256 222H254L252 225H251V227H250V229L246 232V234L245 235H243V237L242 238H240V239H234V237H229V240H228V238H227V243L225 242V244H220V245H216L217 246V249H218V251H219V255L217 256V258L215 259V261L214 262H209V257L211 256V254L213 253V251H211V252H209L208 254H206V257L204 258L203 257V260H204V262L203 263H205V264H208V262H209V264H236L237 262H242V263H245V262H247L248 261V258L249 257H251L250 255H247L246 253H245V251L247 250V248H248V246L251 244H249L247 247H245L241 252H240V250L246 245V243L250 240V239H252L253 241L255 240V250H256V248L259 246L258 244V242L263 238ZM49 237V236H48ZM61 237V236H60ZM77 237V236H76ZM79 237H82V235L81 236H79ZM117 237V236H116ZM127 237V236H126ZM191 237V236H190ZM254 237V238H253ZM56 238V237H55ZM57 238H59V237H57ZM78 238V237H77ZM83 238V237H82ZM87 238V237H86ZM122 238V237H121ZM50 239H51V237H50ZM60 239V238H59ZM87 239H89V238H87ZM93 238L91 237V239L90 240H92ZM49 240V239H48ZM58 240V239H57ZM81 240H85V238L84 239H81ZM81 240H79V241H81ZM116 240H118V238H116ZM127 240V239H126ZM51 240H49V242H50ZM78 241V242H79ZM28 242V241H27ZM48 242V243H49ZM52 242H55V241H52ZM51 242V243H52ZM123 243L125 242V241H122ZM57 243H58V241H57ZM80 243H82V242H80ZM83 243H84V241H83ZM91 243V242H90ZM120 243V242H119ZM261 243V242H260ZM69 244V245H70ZM85 244V243H84ZM127 244V243H126ZM77 245V244H76ZM83 245V244H82ZM81 245V246H82ZM70 246H72V245H70ZM79 247H80V244L78 245ZM136 246V245H135ZM159 246V245H158ZM161 246V245H160ZM77 247V246H76ZM83 247H84V245H83ZM82 247V248H83ZM87 247V246H86ZM19 248H22V249H20L19 250ZM78 248V247H77ZM134 248H137V247H134ZM166 248V247H165ZM70 249H72V248H70ZM79 249V248H78ZM86 249V248H85ZM85 249H83V250H85ZM87 249H89V247L87 248ZM259 249V248H258ZM21 250H22V252H21ZM69 250V249H68ZM82 250V251H83ZM212 250V249H211ZM254 250V251H255ZM50 251V252H49ZM53 251V252H52ZM70 251V250H69ZM68 251V252H69ZM75 251V250H74ZM77 251V250H76ZM90 251V250H89ZM261 251V250H260ZM263 251V250H262ZM21 252V253H20ZM49 252V253H48ZM79 252V251H78ZM81 252V251H80ZM70 253V252H69ZM73 253V252H72ZM77 253V252H76ZM85 253V252H84ZM87 254H89L88 252H86ZM85 253V254H86ZM139 253H141V252H139ZM167 253V252H166ZM171 253V252H170ZM22 254V256H20ZM84 254V255H85ZM255 254V253H254ZM67 255H69L68 253H67ZM77 255V254H76ZM79 255H82V253L81 254H79ZM132 255V256H131ZM137 255V254H136ZM162 255H164V254H162ZM246 255V256H245ZM64 256V257H63ZM74 256V255H73ZM161 256V255H160ZM159 256V257H160ZM75 258H76V256H74ZM83 257V256H82ZM14 258H16L15 260H14ZM77 258H79V257H77ZM80 258H81V256H80ZM139 258V257H138ZM170 258V257H169ZM180 258V257H179ZM241 258H243V260L241 259ZM72 259V258H71ZM74 259V258H73ZM82 259V258H81ZM132 259V258H131ZM151 259V258H150ZM164 259H165V257H164ZM177 259V258H176ZM240 259L242 260V261H240ZM70 260V259H69ZM78 260H80V259H78ZM133 260H134V258H133ZM139 260V259H138ZM161 260V259H160ZM172 259H168L167 258V260H164V261H162L161 262V264H173V262L171 261ZM179 260V259H178ZM73 261H76V260H73ZM72 261V262H73ZM81 261V260H80ZM155 261V260H154ZM66 262V261H65ZM64 262V263H65ZM70 262V261H69ZM134 262V261H133ZM132 262V263H133ZM136 262V261H135ZM160 262V261H159ZM195 262V261H194ZM202 262H200V263H202ZM62 263V262H61ZM67 263H68V261H67ZM75 263H77V262H75ZM146 263V262H145ZM180 263V262H179ZM185 263V262H184ZM202 263V264H203ZM72 264V263H71ZM134 264V263H133ZM178 264V263H177Z\"/></svg>","mask_w":264,"mask_h":264}]
</instances>
